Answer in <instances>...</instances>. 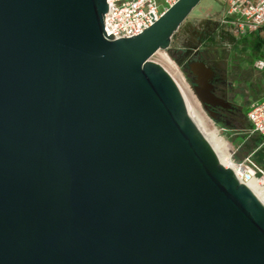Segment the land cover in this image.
Masks as SVG:
<instances>
[{
	"label": "water",
	"instance_id": "obj_1",
	"mask_svg": "<svg viewBox=\"0 0 264 264\" xmlns=\"http://www.w3.org/2000/svg\"><path fill=\"white\" fill-rule=\"evenodd\" d=\"M201 1L113 40L106 0H0V264H264V205L150 61Z\"/></svg>",
	"mask_w": 264,
	"mask_h": 264
},
{
	"label": "rangeland",
	"instance_id": "obj_2",
	"mask_svg": "<svg viewBox=\"0 0 264 264\" xmlns=\"http://www.w3.org/2000/svg\"><path fill=\"white\" fill-rule=\"evenodd\" d=\"M224 10V0H202L174 34L169 48L165 51L156 52L150 58V61L159 65L179 86L189 105L204 118L205 128L208 131H216L217 138L222 143V151L229 157L233 167L246 171L249 168V165L245 162L248 155L241 152L239 142V138L244 133L228 130L225 126L215 123L207 115L195 96L189 79L178 64L183 60L184 53L189 49L198 50L199 53L205 52L209 65H212L218 72L225 73V79L233 85L234 92L243 95L244 91L251 92L256 88L253 94L248 93L246 95L248 101H246L245 108L264 97V68L263 70L254 68L256 61L264 62L262 49L253 52L245 44H239L237 49L234 50L232 44L218 40L216 46L204 48L197 41L204 22L208 19L212 21L219 20ZM260 37H264V35L262 34ZM236 104L241 103L236 102ZM241 125V122L234 124L236 127H241Z\"/></svg>",
	"mask_w": 264,
	"mask_h": 264
},
{
	"label": "built area",
	"instance_id": "obj_3",
	"mask_svg": "<svg viewBox=\"0 0 264 264\" xmlns=\"http://www.w3.org/2000/svg\"><path fill=\"white\" fill-rule=\"evenodd\" d=\"M178 0H106L107 12L103 16L105 36L113 40L131 38L150 27L169 7ZM225 10L219 24L234 37H248L258 33L264 35V0H224ZM256 70H263L264 62L254 63ZM250 133L256 134L264 146V97L254 101L246 113ZM249 168H241L237 180L245 183L254 179L264 188V171L248 156Z\"/></svg>",
	"mask_w": 264,
	"mask_h": 264
},
{
	"label": "trees",
	"instance_id": "obj_4",
	"mask_svg": "<svg viewBox=\"0 0 264 264\" xmlns=\"http://www.w3.org/2000/svg\"><path fill=\"white\" fill-rule=\"evenodd\" d=\"M217 40L232 44L233 45L232 48L234 49H236L239 44H243V45L245 44L253 52H258L260 49H262V53L264 54V37H260L258 33L254 35H250L248 37L236 38L228 30H225L224 27H222L218 22H212L206 20L203 24L202 30L198 35L197 38L198 43L201 46H204V48H207V47L216 46ZM200 54H201L200 60L204 64L209 65V63L206 60L205 52H202ZM262 59L264 58L262 57ZM183 72L187 77L188 71L183 69ZM247 110L248 108H245L239 117L238 122L242 123L241 127H236L233 125L229 127L225 126V128L234 132L244 133L239 138V142L241 144L240 146L241 152H243L248 156L250 155L253 162L264 171V146H260L261 139L258 135L250 133V125L246 118Z\"/></svg>",
	"mask_w": 264,
	"mask_h": 264
},
{
	"label": "flooded vegetation",
	"instance_id": "obj_5",
	"mask_svg": "<svg viewBox=\"0 0 264 264\" xmlns=\"http://www.w3.org/2000/svg\"><path fill=\"white\" fill-rule=\"evenodd\" d=\"M209 20V19H208ZM212 21V20H209ZM218 22L219 20L212 21ZM237 49V48H236ZM234 49V50H236ZM192 49L187 50L184 53L183 61H192V60H200L199 51L191 52ZM182 61V62H183ZM207 67L211 68L214 72L211 80H209V84L212 86L210 90L214 97L218 98L221 101V105L212 106L207 105L206 107L201 104L203 110L207 113V115L217 124L223 126H233L236 122L239 121V117L242 111L246 106V95L248 93H254L255 90H251V92L244 91V94H240L238 92H234L233 85L226 81L225 73L218 72L212 65L205 64ZM187 78L192 85V77L188 74ZM236 82V80H235ZM256 86V85H255ZM236 102H240L241 104H236ZM245 102V103H244Z\"/></svg>",
	"mask_w": 264,
	"mask_h": 264
},
{
	"label": "bare ground",
	"instance_id": "obj_6",
	"mask_svg": "<svg viewBox=\"0 0 264 264\" xmlns=\"http://www.w3.org/2000/svg\"><path fill=\"white\" fill-rule=\"evenodd\" d=\"M178 89L180 90V92H181V94L183 96L184 94L182 93V91L179 88V86H178ZM183 98L186 101L185 97H183ZM192 104H193V102H192ZM192 109H193V111L195 113V116H196V118H197V120L199 122V125H200V127H201V129H202V131L204 133V136H205V138H206V140L208 142V145L211 147V149L215 153L216 157L218 158V161L225 168H228V169L232 170L234 175L238 178L239 177L238 174L240 173V170L235 169L233 167L229 157L226 156L224 154V152L222 151V143L217 138L216 131H208L205 128L204 118H202V116L194 108H192ZM243 185H245L252 192V194L264 205V188L260 187L254 179L243 183Z\"/></svg>",
	"mask_w": 264,
	"mask_h": 264
}]
</instances>
